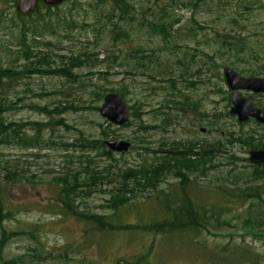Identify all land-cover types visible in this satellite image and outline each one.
I'll list each match as a JSON object with an SVG mask.
<instances>
[{"label": "rangeland", "instance_id": "rangeland-1", "mask_svg": "<svg viewBox=\"0 0 264 264\" xmlns=\"http://www.w3.org/2000/svg\"><path fill=\"white\" fill-rule=\"evenodd\" d=\"M17 1L0 0V70L24 68L27 46L49 60L42 70L63 69L62 60L70 57H81L85 65L71 70L69 78L30 75L0 95V102H12L3 119L26 125L21 130L26 138L36 133L32 124L43 128L51 117L69 127L44 128L39 135L52 143L49 147L0 146V192L14 212L0 227V256L23 264H124L142 256L148 264H264V194L260 201L243 203L226 191L257 185L249 179L247 161L255 150L234 139L253 137L264 143V129L254 122L240 126L229 115L225 97L230 91L223 78L228 67L240 76L264 79V0H126L135 12L121 24L127 33L123 39L110 34L111 24L120 18L108 3L65 0L57 9L39 5L36 12L20 16ZM157 18L167 23L166 37L141 26ZM58 20L65 24L53 35L48 26ZM70 22L75 30L68 29ZM104 90L125 95L128 126L106 127L98 114L103 97L96 100ZM253 97L264 109V95ZM55 107L70 110L58 116ZM101 130L108 134L105 146L124 141L128 151L117 154L106 146L112 162L99 151L81 154L80 138L101 139ZM171 146L215 150L209 164L187 174L184 190L182 179L165 175L154 191L140 192L113 214L106 205L116 180L87 187L80 178L73 208L63 210L68 216L57 205L56 179L85 172L88 162L94 170L147 166ZM8 169L18 173L14 177L20 182H3ZM183 191L193 204L221 209L218 219L223 221L177 238L150 232L147 226L165 217L167 200L176 204ZM77 214L112 217L110 223L119 230L100 231Z\"/></svg>", "mask_w": 264, "mask_h": 264}, {"label": "trees", "instance_id": "trees-1", "mask_svg": "<svg viewBox=\"0 0 264 264\" xmlns=\"http://www.w3.org/2000/svg\"><path fill=\"white\" fill-rule=\"evenodd\" d=\"M203 1V0H201ZM99 4H110L111 10L113 13L117 12L118 17L120 18L118 20V23L111 24V31L110 34H114V39L116 38H126L127 33L125 32L124 28L122 27V23L126 20H124L126 17H132V14H134L135 9L134 7L128 3L126 0H99ZM43 6V5H42ZM47 11L51 10L50 7L43 6ZM39 8L37 6L34 10L36 12V9ZM54 9H57L55 7ZM247 9V7H245ZM33 12V13H34ZM131 19V18H129ZM153 23L151 22H145L144 25L151 33L166 37L168 29L165 28L166 22H163L164 19L157 18ZM60 21V20H58ZM65 21V20H64ZM64 21H60L58 24L54 23L50 27L48 26V30L51 34L55 30H59V27L64 23ZM177 22V21H176ZM125 23V22H124ZM70 26L68 29H76V25L73 24V22H70ZM146 24V25H145ZM144 27V28H145ZM170 28V27H169ZM62 30V29H61ZM54 35V34H53ZM25 37L22 41V43H25ZM234 45H237V42L234 41ZM32 47H25V53L24 56L27 57V59L30 62V58H32L31 64L28 62L27 65L24 66V68H21V70L13 71L10 69L0 70V95L2 94V91L6 88H12L15 82L22 81L23 79L28 78L30 75L33 74H39L41 72L45 75H53V76H59L64 78H69L71 74V70L73 69H79L82 68L85 65L84 59L81 61V57H70L69 59L62 60L61 63L63 69L55 68L53 71L50 70H42L39 69L41 67H46L50 65L49 60L45 56H39L38 53L30 52ZM65 58V57H64ZM63 59V57H62ZM69 74V76H67ZM75 82V81H74ZM80 83V81H79ZM118 94L122 99H125V95L117 90H107L103 91V93L97 95V102H99L102 97L104 98L107 94ZM229 93H227V96L225 97V101L227 103V106L230 105L229 101ZM1 97V96H0ZM2 98V97H1ZM11 103H2L0 102V146H9V145H18L23 146L26 148H41V147H49L52 145L49 141L42 142V137H40V133L45 130H54L57 127H63L65 130L69 129V127L62 122L63 120L58 118L55 120V117H51V121L49 124H44L43 128L41 127V124H32V126L35 128L36 133L33 137H25L21 133V130L26 126L24 124H17V123H10L6 122L3 119V114L6 112L10 106ZM255 105L259 108H263L258 102L255 103ZM192 107V106H191ZM46 108H43L42 111L45 114L50 115L51 113L45 110ZM94 111H96V107L93 108ZM68 111L70 109L67 108H60L55 107L54 108V114L55 115H62L65 111ZM133 117H137L136 114H133ZM106 127H110L109 123L105 121ZM130 123H127L124 127L128 126ZM100 125L99 127H101ZM241 126V125H240ZM103 130V129H102ZM101 130V139H92V138H80V141H78L79 145L77 148H80L81 154H87L92 151H99L102 152L101 156H106L109 158L112 162L111 155L112 153L107 151L105 146V139L108 136V134L105 133V131ZM83 134L80 133V137ZM234 138V137H232ZM234 142H238L244 145L245 148L251 149V150H260L264 149V143L261 141H255L253 137H243V136H237L235 137ZM67 148L68 146L62 145V148ZM102 149V150H101ZM179 149L177 146H171V149H167L163 152V155L158 157L157 160L149 165L140 164L137 166H131V167H121L116 169L112 165H107L103 167H97L94 169H90L88 162L85 167V172H81L80 170L78 173H76L73 177H70L69 179L60 178L56 179V183L60 186L59 196L57 198V205L61 207V210L63 212L69 209L71 210L73 207L72 203L74 202V199L77 197L81 182L80 178L84 180L86 183L83 186L91 187L95 184V182H98L97 184H104V182H113L109 179L116 180L118 186L115 189L114 194L111 196L110 200L107 201L106 208L108 210H111L113 214H115L119 209L127 206L130 204V202L133 200L134 196L139 194L140 192L145 191H154L155 186L161 181L163 176L165 175H172L177 179H182L181 185L187 186V182L189 179V175H193L194 172H196L199 168H204L205 165L209 164L211 161V158L213 157V153L215 152L214 149L208 148H199L198 151H194L193 147L183 148L182 151H178ZM83 154V155H84ZM84 156H80L79 158H82ZM88 159V156L84 157ZM91 162V161H90ZM249 167L251 168L249 179L250 181H253L257 185L255 186H248L246 188H236V190H226L229 193H235L231 196L232 199L235 201H241L246 202L249 200H256L260 201L262 194L264 192L261 191V187L264 186V165H252L249 164ZM18 173L12 169H8L5 172V177L3 178V182L6 184H15L17 182H20V179L17 177H14ZM85 175L86 177H81V175ZM186 179L185 181H183ZM94 183V184H93ZM184 194L180 195L178 197L177 203L173 205L172 201L167 200V204L165 205L164 209L167 211L165 214V217L157 224H152L151 226H147V229L152 232L153 234L160 235L167 238H177L181 235H193L195 233H198L201 230L208 231L209 227H212L211 224L222 222V220H219L218 218H222V215L220 214L222 212L221 209H205L204 206L199 204H193L191 201V198L189 196H186V192L183 191ZM171 197V195L169 196ZM170 205H173L172 207ZM68 208V209H67ZM65 212H63V215H67ZM74 214V213H73ZM61 215V213H60ZM14 216V212L9 210L6 206V203L4 202L2 198V193L0 192V227L2 224L11 219ZM68 216V215H67ZM75 216H79L81 220L85 223H90L93 225H96L98 230L100 231H106V228H110L111 230H119V227L113 225L110 223V220L112 217H106V216H100V215H85L77 214ZM114 216V215H113ZM78 217V218H79ZM129 229L131 226L128 227ZM144 228V227H143ZM23 233V232H22ZM26 234H30V231L26 232ZM262 239L264 238V233L262 234ZM264 241V239H263ZM124 264H148L146 262L145 257H140L134 260L133 263L128 262H121ZM0 264H23L22 261L18 259H6L0 256ZM255 264V263H252Z\"/></svg>", "mask_w": 264, "mask_h": 264}, {"label": "water", "instance_id": "water-1", "mask_svg": "<svg viewBox=\"0 0 264 264\" xmlns=\"http://www.w3.org/2000/svg\"><path fill=\"white\" fill-rule=\"evenodd\" d=\"M64 0H18L15 8L19 15L32 13L38 3L46 7L55 8L60 6ZM223 78L230 91V109L229 115L234 117L239 124L248 120L264 126V110L254 104L255 95H264V79L245 78L239 76L233 69L225 67L223 69ZM242 92L248 93L244 97ZM98 114L109 124L122 127L127 124L129 113L123 99L115 94H107L103 98ZM108 149L114 153L127 152L130 148L129 143L124 141H115L106 143ZM247 161L252 165H264V150L250 151Z\"/></svg>", "mask_w": 264, "mask_h": 264}, {"label": "flooded vegetation", "instance_id": "flooded-vegetation-1", "mask_svg": "<svg viewBox=\"0 0 264 264\" xmlns=\"http://www.w3.org/2000/svg\"><path fill=\"white\" fill-rule=\"evenodd\" d=\"M64 1H65V0H64ZM39 5H43V4H42V3H38L37 6H39ZM37 6H36V7H37ZM43 6H44V5H43ZM32 13H33V12H32ZM17 14H18V13H17ZM20 16H21V15H20ZM238 75H239V74H238ZM239 76H240V75H239ZM241 77H243V76H241ZM245 78H257V77H245ZM254 104H255V102H254ZM255 106H256V105H255ZM256 107H257V106H256ZM258 108H259V107H258ZM261 109H263V108H261ZM263 110H264V109H263ZM249 122L252 123V122H254V121H253V120H248L247 122H245V123H243V124H239L238 122H237V123H238L239 125H245V124H248ZM254 123H255V122H254ZM256 124H257V123H256ZM257 125H259V124H257ZM259 126H260L262 129H264V126H262V125H259ZM260 150H264V149H260ZM260 150H258V151H260ZM255 151H256V150H255Z\"/></svg>", "mask_w": 264, "mask_h": 264}]
</instances>
